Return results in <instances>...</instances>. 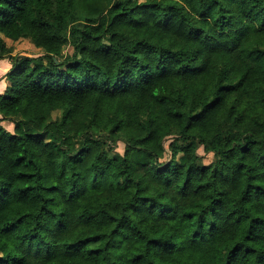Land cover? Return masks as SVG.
<instances>
[{
  "label": "trees",
  "instance_id": "16d2710c",
  "mask_svg": "<svg viewBox=\"0 0 264 264\" xmlns=\"http://www.w3.org/2000/svg\"><path fill=\"white\" fill-rule=\"evenodd\" d=\"M2 59L0 264H264V0H0Z\"/></svg>",
  "mask_w": 264,
  "mask_h": 264
},
{
  "label": "rangeland",
  "instance_id": "374dc122",
  "mask_svg": "<svg viewBox=\"0 0 264 264\" xmlns=\"http://www.w3.org/2000/svg\"><path fill=\"white\" fill-rule=\"evenodd\" d=\"M7 47L10 48L11 55H30V56H37L41 54V51L37 48H35L29 41L27 40H19L17 42H12L7 40L6 41ZM64 53H71V48H66L64 50ZM12 55V56H13ZM11 126H7V129L11 130ZM123 153V144L118 143L117 148L114 150V152H111V155L118 156ZM200 154L202 153V150H200ZM211 156H204V163H208L211 161Z\"/></svg>",
  "mask_w": 264,
  "mask_h": 264
},
{
  "label": "crops",
  "instance_id": "0c3cea01",
  "mask_svg": "<svg viewBox=\"0 0 264 264\" xmlns=\"http://www.w3.org/2000/svg\"><path fill=\"white\" fill-rule=\"evenodd\" d=\"M10 68H11V63L8 59L0 60V94L4 93V91L8 86L6 74Z\"/></svg>",
  "mask_w": 264,
  "mask_h": 264
}]
</instances>
